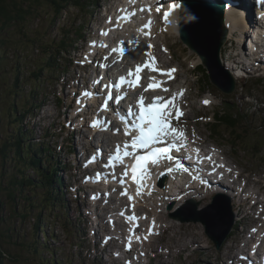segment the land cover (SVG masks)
Segmentation results:
<instances>
[{"label": "rangeland", "instance_id": "1", "mask_svg": "<svg viewBox=\"0 0 264 264\" xmlns=\"http://www.w3.org/2000/svg\"><path fill=\"white\" fill-rule=\"evenodd\" d=\"M81 1L85 2L83 8L79 9L69 5L60 15L54 16L46 0H2V5L5 10L12 9V4L15 3L21 8L20 10H24L26 13L22 14V16H24L22 21L14 18V20H11L9 23H5L3 19H0L1 51H3L4 55L9 59L10 65H15L17 63L19 67L23 68L24 73L22 78L25 81L24 92H27L33 84L31 76L28 74L33 73L37 68L43 66L45 60H47L52 51L51 48L54 41L58 40L59 42L64 38L67 42L72 37V44L67 50L68 52L62 54L60 57L61 61L59 65H62L61 70H44L42 72V78L46 79L47 82L41 86L39 91L38 102L41 105V109L38 112L34 111L31 119L25 117L22 124V126L32 128L36 137V142H39L38 138L43 133L46 136H50L49 143L52 142L50 143L51 146L52 144L57 145L53 147V150H55V159L53 157V161L57 159L58 162H60L59 172L62 174L60 173L61 175H59V183L62 184L64 188L70 183H76L75 186L80 185V182H76V178L68 175L70 171L75 173L74 170L76 166V160L73 159V156L68 155H72L69 152V148H75L74 150L77 153V157L82 156L85 149L82 145L83 140L81 139L83 135L79 136V133L74 130L77 123L73 122V124L69 126L68 124L66 125L76 113L74 109L75 102L70 110L67 108L71 104L72 93L83 81L84 83L87 82L89 79L88 77H90V69H92H81V53L78 51L80 48L84 47V43L80 41V37H93L95 35L94 28L98 27L100 24L102 13L105 9L111 7L114 0ZM91 4H94L93 8H91ZM235 11L227 12L236 15ZM238 13L240 14V12ZM181 19L184 20L185 23H189L192 16L181 14V18L179 19L178 14V21L177 24L173 26L174 28L179 26V21ZM238 20L239 24L235 26V29L242 26L240 24V19ZM244 21L245 34H243L242 30L240 37L242 35V38L244 37V39L247 40L248 35L250 37L252 33V30L248 28L250 27L248 24H251V20L245 18ZM192 24V27L197 25L202 27L195 19L192 20ZM163 25H165V23L160 22V25L156 27L158 43L163 45V48H159L156 52L160 55L162 68L177 69L175 73L178 78L175 83L174 81L169 83H172L177 88L181 87L182 90L188 87L185 103L187 105V110L190 109V117L187 118L188 127H190L187 133L189 142L200 148H202L203 144H207L209 148L216 147L215 149L218 151H224L225 154L229 153L233 157L232 159L236 160L235 162H239V170H244L246 174H251L254 181L261 180L260 186L263 188L262 192H264V77H260L262 81L259 82V85L255 83V76L257 75L251 76L248 80L245 79L246 77H242V79L236 78L235 91L230 95H225L219 87L215 88L217 89L215 91L201 95L196 89L198 82L197 78H199L200 81H203V79H210V74H208L206 70L199 71V75L195 73V68L200 64L197 55L182 44L177 31L169 32ZM234 25L235 23L230 20V31L232 30L231 27ZM200 30V27L199 29L196 28V30L190 29L191 34L198 41L203 40ZM238 31H240V29ZM230 36L234 38V35L230 34ZM236 39L238 43H234L232 46L228 44L229 41L227 40L228 42H225L224 47L220 51V56H223L220 68L217 67V69L220 70L217 74L220 81L222 80L224 82L228 79L229 82L228 74L230 72V74L234 73L233 68L237 65L236 62L238 61H240L238 62L240 64L239 67L243 71L244 67H242L241 62L245 65L247 62L244 61V58L246 56L249 57L248 55L250 52L253 53L251 50L247 52L244 48L247 45L245 40L240 42L241 38L236 37ZM230 43L233 44L232 41ZM228 55L230 56L228 57ZM136 56L142 59L141 54H137ZM66 59L73 60V63L71 61L69 66H65L67 64V62H65ZM139 62L141 61L139 60ZM233 62L235 64H232ZM17 64L15 66H17ZM221 68H225L229 73L225 70H221ZM236 68L238 69L237 66L235 69ZM236 75L239 76V74ZM236 75H234V77ZM246 76H248L247 73ZM209 84L213 88L215 87L212 81H209ZM68 93L69 95L67 96ZM247 95L249 96L245 98ZM223 96L229 97L228 100H226L225 97L223 98ZM205 97L210 98L213 102L209 109L199 106V101ZM61 98L64 99L63 105H59L57 101ZM228 102L233 104V106L244 115L241 124H244L245 128L243 129H246V132L241 135V142L238 143L237 146L231 141L233 139L231 138V134H226L218 139H216L217 137L210 138L205 123H203V121L197 123V117H211L214 111L221 110L223 106L229 104ZM58 114H61V118L57 116ZM221 123H223V120ZM3 129L6 130V132L10 131V124L6 122L5 118L2 123H0V130ZM77 129L79 132L81 131L79 128ZM71 132H73L74 135ZM193 133H195V135H193ZM3 134L2 137L4 138L5 133ZM71 137L73 145L70 141ZM203 140H206V142H202ZM10 166L11 165L7 162L2 165V159L0 158V172L7 171V168ZM225 169L228 171V167ZM166 183H164L165 187L162 188L160 186L154 194L146 195L144 198V200L147 201L143 206L144 208L141 207V213L148 212L151 217L157 218L159 223L155 224L156 226L154 228L160 230H157L154 237L151 239V243L148 245V252L145 249L142 250L143 256L146 255V257L144 258L136 254L134 256L140 258V263L145 261L146 264H230L228 257L231 253L234 254V248L237 246L236 248L242 249L243 247L240 243L248 239V235H246L248 232L243 231L254 227L255 223L249 221L252 201L250 200L247 206L242 207L240 214H236L239 217L242 215V219L239 223L240 227L231 230L233 231L232 234L229 232V236L227 237V240L230 239L229 242L225 243L223 247L217 251L205 234V229L200 222L187 221V223H180L179 221L170 219L169 213L172 212H168V205L166 203H172V201L174 203L173 196L170 197L169 195L176 190L172 183ZM214 188L217 189L220 187L217 184ZM249 192L261 195L257 187H252ZM5 193L6 192L2 190L0 199L4 200ZM194 193L195 192H191V196L196 194ZM263 196L262 194L261 197ZM229 197L234 199L231 194ZM197 198H199L198 194L196 195V199ZM63 199L67 201L63 210L60 209L59 203H57L53 209L42 210L43 215L40 220L42 226L37 227L35 231L34 226L38 220L36 218L38 210H34L27 218L22 219L20 218V214L24 212L22 210L23 203L21 200L16 198V203L13 204V202H9L3 207L0 216L4 219L0 223V251L5 254L4 259H2V264H121L116 259L113 260L110 258L109 260L107 256L109 254V252H107L108 247L109 250H111V247H115V242L112 243L110 238V225L107 224L109 222L107 213L104 214L106 221L103 219L100 220L101 225L97 224L98 229L94 232L95 223L97 221L96 213H89L88 209H86L88 199L86 197L78 199L73 192L69 190L65 197H63L62 193L60 194V201H63ZM121 202L123 203L122 199ZM180 202L181 201L176 203ZM90 203L94 204V202ZM87 206L93 210L90 205ZM189 206L192 207V204ZM199 208L198 211L203 209L201 205ZM245 215H248L247 218ZM247 221H249L247 226L243 225V223H247ZM258 223L261 224V221ZM189 227H194L196 229H192L193 235H188L186 233L185 228L187 229ZM77 231L81 237L74 233ZM41 232H47V237L44 238ZM96 232L97 234H95ZM51 233L56 236L57 240L50 238ZM35 236H37L40 241L36 252L33 248L28 247L29 239L33 240ZM191 241L196 242L191 244ZM102 242L106 243V247H104V251H102L103 248L99 251ZM117 246L120 249L123 247L120 241L117 242ZM45 248H50L52 255L45 251ZM137 253L141 254L140 252ZM233 259L236 261L238 258L235 256ZM52 261L55 262L52 263Z\"/></svg>", "mask_w": 264, "mask_h": 264}, {"label": "trees", "instance_id": "2", "mask_svg": "<svg viewBox=\"0 0 264 264\" xmlns=\"http://www.w3.org/2000/svg\"><path fill=\"white\" fill-rule=\"evenodd\" d=\"M46 2L49 3L54 16L60 15L69 5L79 9L85 5V2L81 0H46ZM20 9L13 3L12 9L5 10L2 0H0V19H3L5 23H9L14 18L22 21L24 19L22 14H25L26 11ZM71 39L72 37L67 42L64 38L59 42L58 40L54 41L52 51L44 62L45 66L43 64L36 71L28 74L31 76L33 84L27 92H24L23 68L19 67L17 63V66L9 64V59L1 51L2 41L0 40V123L5 118L6 122L10 124V131L0 130V158L2 165L5 162L11 165L7 171L0 172V193L2 190L6 192L4 200L0 199V216L3 207L9 202L16 203L17 198L23 203L24 213L20 214V218L25 219L34 210H38V214H36L38 223L36 221L34 231L37 227L42 226L40 222L43 215L42 210L53 209L57 203L63 210L66 201L65 199L60 201L62 188L59 183V174L61 172H59L58 163L53 161L54 153L49 142L45 140L47 136L42 133L38 138L39 142H36L32 128L22 126V124L25 117L31 119L33 112H38L41 109L38 102L39 91L41 86L47 82L42 78V72L44 70H60V57L67 53L72 44ZM65 62L69 61L66 59ZM259 84L257 82V85ZM199 89L202 90L201 92H207L214 88L209 84L208 79H203V81H199ZM221 109L216 112V122L211 125L209 132L213 134L212 138L217 137L216 139L231 134V138H233L231 141L237 146L241 142V135L246 132V129H243L245 128L244 124H241L244 117L231 103ZM222 120L223 123H221ZM3 133H5L4 138L2 137ZM3 220L0 217V223ZM41 234L44 238L47 237V232H41ZM50 238L57 240L52 233ZM39 242V238L35 236L33 240L29 239L28 247L33 248L36 252ZM45 251L52 255L50 248H45ZM4 255L0 251V264H2ZM54 262L52 261V263Z\"/></svg>", "mask_w": 264, "mask_h": 264}, {"label": "snow or ice", "instance_id": "3", "mask_svg": "<svg viewBox=\"0 0 264 264\" xmlns=\"http://www.w3.org/2000/svg\"><path fill=\"white\" fill-rule=\"evenodd\" d=\"M132 3H135V0H131ZM163 7V3H160L158 7H156L155 11L157 13L161 12V8ZM180 5L178 4H171L169 6V10L163 13V19L167 21L171 15V12ZM145 9L141 8L140 11H144ZM149 14L151 13L152 9L149 7L147 9ZM132 15H135L133 12ZM109 23H111V18H109ZM151 25L152 20L149 18L147 23H145L140 31L144 29H148L147 32H144L146 36L151 35ZM109 33L107 31L102 30L101 35L107 36ZM95 45V41L92 42ZM107 47V45H103ZM153 45L148 44L147 48L151 49ZM112 51H116L113 49ZM121 54L123 53V48H120ZM146 55L150 56V59L144 61L142 65L138 64L134 70L129 69L127 78L120 77L119 83L113 85L114 88H121L124 86L125 83L128 84L129 87L135 88L140 86L141 80V73L147 69L151 72H156L160 76H166L168 79H174V73L177 69L172 68L168 70L160 69L157 66L156 57L151 55L150 53H146ZM149 83L144 91L147 92L148 90L155 91L157 88H160L162 91L167 92L169 89L162 88V85L166 83V81L157 80L155 76L149 77ZM94 83H99V81H95ZM183 90L180 93L173 94L170 97H163V96H155L152 98V102L149 104L144 103V97L140 96L137 101L138 112L135 113L136 121L132 122L131 124L125 127V135L131 136L130 141L125 142L123 147L121 148L120 145L116 146L115 153L110 154L107 165L108 166H115L114 162L123 163L124 158H132L134 163L129 169L125 166L124 171L120 174L119 183L124 185L126 183L125 178L128 177L129 171L131 172V179L132 182L137 185V195H142V186L144 181L150 175L148 170V165L152 164L155 165L160 162L161 159H167L169 161H176L178 158L173 156V151L179 152L181 151L186 145L185 141L187 139L186 132L184 129L178 128L173 125L172 121L175 120L177 123L180 122V117L183 115L182 111L176 106V98L177 95H182ZM85 95L91 96L92 93L86 92ZM109 98L111 99V94H109ZM123 99V96L117 98V103L119 100ZM205 104L209 103V101H205ZM109 105H105L107 108ZM129 114L132 113L131 107L129 108ZM123 119V118H122ZM92 127H96V124L93 123ZM135 132V135L132 133ZM195 135V133H193ZM140 150H144L143 154H141ZM197 154L199 153V149L196 150ZM198 161H200L199 156H197ZM203 160H207L211 162L213 169H215L216 164L215 161H212V157L206 156L203 157ZM95 162L94 158L93 161ZM202 162V161H201ZM176 167H181V165L176 164ZM220 167H224L220 165ZM173 169L170 167L168 169L171 172ZM187 171V169H184ZM229 171H231L229 169ZM204 183V181H201ZM121 195H127L129 201H132L134 198L128 194L127 188L121 193ZM134 207V206H133ZM120 215H125L124 212H121ZM138 217L135 214L127 216V220L129 221H138ZM146 219V217H145ZM135 227H139L138 223L135 224ZM135 227L130 229L132 235H135ZM152 227H155V221H153ZM149 234H153L152 230L149 229ZM137 242H141V238L139 236H135ZM144 240L147 239V235L143 237ZM132 243V236L128 238V244L126 246V250L131 249ZM143 253H141L142 255ZM130 264V262H129Z\"/></svg>", "mask_w": 264, "mask_h": 264}, {"label": "bare ground", "instance_id": "4", "mask_svg": "<svg viewBox=\"0 0 264 264\" xmlns=\"http://www.w3.org/2000/svg\"><path fill=\"white\" fill-rule=\"evenodd\" d=\"M238 2H239V5H238L239 7H231V6H228V7L225 6L224 7L223 6V20H224L223 23H224L225 27L227 25L229 26L230 20H232L235 23V25L233 27H231V29H232L231 31L229 30L230 28H228V32L229 33H228V37L226 39H225V37L224 38L222 37V39H221V37L219 36V34L222 31L221 30L219 31V29L216 27L217 25H216V21L215 20L218 19L219 17H221V15H220V12L218 11V5L215 4L211 0H203L201 3L199 2V0H190V2H188L187 0H184V4L182 5L180 12H175L171 16V21H172L171 27H168L166 29L169 32L170 31H177V27L178 26L176 28H174L173 26H175L174 23H177L176 21H178V14L180 16H181V14H186V15L188 14V15H190V12L191 11L198 10V9H203L204 8L203 13L206 12V16H208L209 18L212 17V19H211L212 23L211 24H209L205 19H202L200 17H196V18L193 17L190 20L189 23H185L184 20H182V19L179 22L183 26H186V28L189 26V28L192 29V30H196V27H197V26L192 27L193 26V24H192V20L193 19H195L198 22V24H201L204 29H206V27H208V30L212 34V37H213L211 40H213L212 42H214V43H211L210 46H212V45H216L217 47L220 46L221 44H223V42H222L223 39L225 40V42H228L229 41L228 44L230 46H232V45H234V43H238V40L236 39V37L241 38L240 42H243V40H245V42L247 43L246 47H244V48L248 52L249 50H251L252 47H254V46L256 47V43L255 42H258V38H254V34H255L254 31L255 30H252V33H251L250 37L248 35L247 40L244 39V37L242 38V35L240 37V33H242V30H243V34H245V31H244L245 30V27H244L245 21H244V19L245 18L246 19H250L251 20L250 21L251 23H253L254 20H256L255 28H258L261 25V23H262L263 20L262 21L261 20H257V18L255 17V14H254L253 11H250V13L247 14V17H245V16L244 17H241V15L238 12L241 13V12H243V10H245L247 7H250V6H249V3H248L247 0H244L243 1V4L240 1H238ZM196 4H198V5H196ZM232 9H235L236 11L235 10H232ZM227 11L228 12L229 11H235V14L236 15L230 14ZM250 15L252 16V19H251V16ZM201 16L202 17H205L203 14H201ZM235 16L238 19H240V24L242 25L240 28H236V29H235V26H238L239 20ZM143 23H145V20H144ZM219 27H220V24H219ZM239 29H240V31H238ZM232 31H233V33H232ZM189 33H190L189 35L193 37V35L191 34L190 31H189ZM230 34L234 35V38H232L230 36ZM231 41L233 42V44L230 43ZM255 54L256 53H251V52L249 53V55L250 56H253V57L255 56ZM229 56L230 55H228V57ZM222 58H223V56H221V62H222ZM137 59H139V58L137 57ZM207 60H208L207 61L208 62V65L210 67L211 66L210 63H209L210 62V58L207 59ZM224 60H225V58H224ZM262 61H263V59H262ZM238 62H236L237 65H235V67L236 66L239 67L240 64ZM232 64H235V63L233 62ZM241 65H242V67H245L244 64H243V62H241ZM226 66H228V65H226ZM217 67L218 66L215 65L214 68H213V70L215 69V73H213V74L216 75V76H217V74L220 71L219 69H217ZM235 67L233 68L234 69V73L230 74L231 73L230 72L228 74L229 82L230 83H233V81L236 78H238V76L235 74V70L237 69V68L235 69ZM198 68L205 69L206 71L209 70V68L207 70V68L203 67L201 65V63H200V64H198V66L194 70V71H196L195 73H197L198 75H199V71H203V70H199ZM166 69H169V68H166ZM221 70H224V69L221 68ZM175 75H176V73H175ZM234 75H236V76L234 77ZM197 79H198V82H197V85H198L200 79L199 78H197ZM208 81H211V80L208 79ZM221 82H223V81L221 80ZM229 82H228V79H227L223 83L228 84ZM168 84H170V83H168ZM47 139H48V136L45 137V140L46 141H47ZM70 141L73 143L72 138L70 139ZM202 142H206V140L205 141L203 140ZM190 144L191 145H194L193 143H190ZM55 146H57V145L56 144L55 145L52 144V146H50V147L53 148ZM202 148H201V151H202V153H204V155H206V154L207 155H210L209 150H212V149L216 150L215 149L216 147L215 148H213V147L209 148L207 146V144H203ZM216 151L218 152L219 157L218 158H214L213 161H215V163H218L217 161L219 159H221L222 162H223L222 165L224 166V167H221V169L223 171L224 170L226 171L225 168L228 167L231 170V171H229V169H228L227 174H226L227 183L225 185H223V186L222 185L219 186L220 187L219 188V191H221V194H223V195H218V196L214 197L213 196V193L200 192L199 191V188H198V192L197 193H198L199 198L196 199V202H198V201L199 202L196 203L193 200H191L190 204H192V207L191 208L190 207L187 208V210H189V212H190V216H186L183 213H180V212H182L181 209H180L178 211H172V213H171V215L169 217H172V215H176V217H178V218H176V219L174 218L175 221H179L180 223H184V222L187 223L186 221L189 218H191V217L194 219L196 216H199L200 215V218H205V216H206L205 214L206 213H208L210 211H212V212H219V211H221L224 208L223 206H225V209H223L221 212L223 214H225V216H226L225 221L226 220L227 221L228 220H231L232 221V225L230 227H228V233H229V232H231L232 229H235V228H239L240 227V224L239 223H240V220L242 219V215L239 217L236 214H240L241 213V210H242V207L247 206L248 202L251 200L252 201V203H251L252 205L250 206V214L251 215H250V220L249 221L254 222L255 224H254V227L249 228L248 230H244V231L242 230L243 232H248V234H246V235H248V239H246L245 242L243 241L240 244H242V245L245 246V244L251 245L255 240L260 241V245L258 246L257 251L259 252V255L264 254V251H263V249H264V247H263V245H264V237L261 238L259 236L260 234H264V220L262 219L263 216H264V196L261 197L262 194L264 195V192H262L263 191V188H261V186H260L261 180L254 181L252 179V175L251 174H246L244 170H239V168H240L239 167V162L238 161L235 162L236 160L235 159L233 160L232 159L233 157L229 153L225 154L224 151H222V152L221 151H218V150H216ZM53 153L55 154V150H53ZM204 169H205V167H204ZM206 174H207V172L205 174L202 173V177L205 178V175ZM183 175H185V174H181L180 175V179L183 178ZM198 176L201 179V174L200 173H198ZM211 181L214 182V179H212ZM211 181L208 180V183H211ZM166 182H167V180H166ZM203 185H204V183L201 186H203ZM252 187H257V190H258V192L261 195L255 194V193H250L249 190ZM63 190H66V189H63ZM181 192H183V190H181ZM149 194H150L149 192H146V195H149ZM152 194H154V192H152ZM199 194H201V195H199ZM230 194L232 195V197H234V199H232L231 197H229ZM224 195H226V196H224ZM188 201L189 200H186V203ZM231 201H232V203H231ZM144 202H145V200H144ZM221 202H222V204H219ZM199 203L203 207V209H201V210L198 211V208L200 206ZM212 208H213V210H212ZM233 208H234V215H233ZM228 209L230 210V214H229ZM245 216L247 218L248 215H245ZM182 220H184V221H182ZM223 220H224V218H222V219L220 218V222H222ZM249 221H247V223H243V225H246L247 226V224H248ZM259 221H261V224L258 223ZM189 225H191V224H189ZM192 229H195V228L194 227H189L187 229L185 228V231H186V233L188 235H193L194 233H193V230ZM241 229H242V223H241ZM109 233H110V231H109ZM95 234H97V232ZM76 235L80 236V234L78 233V231L76 232ZM229 240L230 239L226 240L225 243L229 242ZM194 242H196V241H191V244H193ZM115 247L116 248H119L117 246V243L116 242H115ZM236 247L234 248V254H235L236 258H238L237 255H241V252L243 250H241L240 248H236ZM232 248H233V246H232ZM107 250H108L107 252H109L110 256H112V248H111V250H109V247H108ZM120 250H122V249H120ZM255 253H256V250H255ZM256 257H258L257 253H256ZM252 261H254V260H252ZM244 263L243 262H239V260H238V263L237 264H244Z\"/></svg>", "mask_w": 264, "mask_h": 264}, {"label": "water", "instance_id": "5", "mask_svg": "<svg viewBox=\"0 0 264 264\" xmlns=\"http://www.w3.org/2000/svg\"><path fill=\"white\" fill-rule=\"evenodd\" d=\"M182 5L184 4V0H180ZM188 2H190V0H187ZM203 0H199V2L201 3ZM213 1L215 4L218 5V11L220 12L221 17H219L218 19H216V27L219 29V31L221 30L222 32L219 34V36L226 39L227 37V31L223 26V6L220 2V0H211ZM198 5V4H196ZM221 10V11H220ZM204 8L203 9H198V10H193L190 12V15L192 16V18H196V17H200L202 19H205L209 24L212 23L211 18H209L208 16H206V12L203 13ZM222 13V14H221ZM201 14H203L205 17H202ZM180 16V15H179ZM181 18V16H180ZM189 20V19H188ZM218 23V24H217ZM220 24V27H219ZM199 25H197V29H199ZM200 31H201V35L203 40L198 41L196 40L194 37L190 36L189 34V27L186 28V26H183L180 23L179 29H178V36L180 41L182 42L183 45H185L190 51H192L193 53H195L198 57V59L200 60V63L203 67L209 68V70L207 71L208 74H210V80L212 81V83L214 84L215 87H219L224 93L227 94H231L234 91V83H228L225 84L223 82L220 81V79L214 75L213 73H215V69L213 70L214 66L217 65L220 68V51L225 43V40L223 39L222 42L223 44H221L220 46H216V45H212L210 46L211 43H214L211 41L212 34L209 32L208 27H206V29H204L203 27H200ZM214 46V47H213ZM210 58V67L208 65V60ZM218 81H217V80ZM190 204V203H189ZM219 204H222L219 203ZM225 209V206H223ZM222 209V210H223ZM221 210V211H222ZM221 211L219 212H208L206 213L207 217L204 218H200V215L198 216L204 224H205V231L206 234L208 236V238L214 242L216 249H219L222 242L224 241V239L227 237L228 233V227H230L232 225V221L231 220H223L222 222H220V218H224L226 219L225 214H223ZM229 214H230V210L228 209ZM172 218H178L176 217V215H172ZM193 220V219H192ZM184 221V220H182ZM189 221V219H188ZM195 222H197L198 220L194 218Z\"/></svg>", "mask_w": 264, "mask_h": 264}]
</instances>
